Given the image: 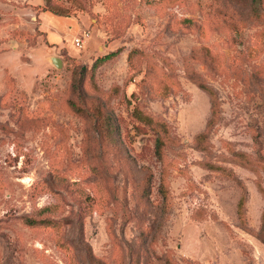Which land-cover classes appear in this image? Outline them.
<instances>
[{
	"label": "rangeland",
	"instance_id": "374dc122",
	"mask_svg": "<svg viewBox=\"0 0 264 264\" xmlns=\"http://www.w3.org/2000/svg\"><path fill=\"white\" fill-rule=\"evenodd\" d=\"M0 264H264V0H0Z\"/></svg>",
	"mask_w": 264,
	"mask_h": 264
},
{
	"label": "trees",
	"instance_id": "16d2710c",
	"mask_svg": "<svg viewBox=\"0 0 264 264\" xmlns=\"http://www.w3.org/2000/svg\"><path fill=\"white\" fill-rule=\"evenodd\" d=\"M256 1L257 0H249V2L255 6L256 5ZM47 5V4H46ZM47 9H50L52 12L54 13H57L55 12L54 10H52L51 8L47 7ZM59 13V12H58ZM116 50H113V51H109V52H105L104 54L102 55H98L96 56L92 63H91V66L90 68L91 69H94L97 64L103 62L105 59L109 58L111 55H113L115 53ZM85 70V67L84 66H80L79 69L77 70L76 68L72 69L71 71V86H72V89L73 90H76L77 92L80 91V87H81V84H80V81H81V78L84 74V71ZM203 90H205L209 96V100H210V108H211V113L213 114V105L215 103V100H216V97L214 95V92L211 88H208L206 86H203L202 84H198ZM132 112L135 114V116L139 119V120H142L144 122H147V123H150L152 122V119L147 115V114H144L142 112H140L139 110L137 109H133ZM209 122V120H208ZM203 135V132H200L198 133L196 136H202ZM160 140L158 138H155L154 140V150H155V153L157 155H159V152H160ZM242 155V154H240ZM242 203V199L241 198H238L237 200V207L239 205H241Z\"/></svg>",
	"mask_w": 264,
	"mask_h": 264
},
{
	"label": "crops",
	"instance_id": "0c3cea01",
	"mask_svg": "<svg viewBox=\"0 0 264 264\" xmlns=\"http://www.w3.org/2000/svg\"><path fill=\"white\" fill-rule=\"evenodd\" d=\"M41 12H44V11H41ZM43 16L45 17L46 24L48 26L56 27V26H60L61 25L64 28L66 26H72V18H70L69 16L56 15V14L50 13V12L49 13L44 12ZM65 33H67V32L64 29L63 34H65ZM53 37H54V35H53Z\"/></svg>",
	"mask_w": 264,
	"mask_h": 264
},
{
	"label": "built area",
	"instance_id": "2783aa9c",
	"mask_svg": "<svg viewBox=\"0 0 264 264\" xmlns=\"http://www.w3.org/2000/svg\"><path fill=\"white\" fill-rule=\"evenodd\" d=\"M86 36H88V30H83L81 32V35H75V36H73L72 44L75 47H80L81 44H82L83 38L86 37Z\"/></svg>",
	"mask_w": 264,
	"mask_h": 264
},
{
	"label": "water",
	"instance_id": "95a60500",
	"mask_svg": "<svg viewBox=\"0 0 264 264\" xmlns=\"http://www.w3.org/2000/svg\"><path fill=\"white\" fill-rule=\"evenodd\" d=\"M50 60L53 64H55L56 66H59L60 64V59L57 56H51Z\"/></svg>",
	"mask_w": 264,
	"mask_h": 264
}]
</instances>
